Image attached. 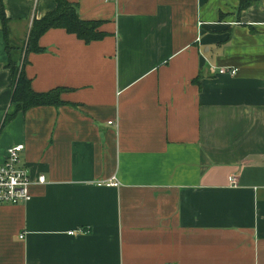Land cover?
<instances>
[{"label": "crops", "instance_id": "crops-1", "mask_svg": "<svg viewBox=\"0 0 264 264\" xmlns=\"http://www.w3.org/2000/svg\"><path fill=\"white\" fill-rule=\"evenodd\" d=\"M68 1L108 34H42L24 71L61 103L4 124L16 105L0 23V163L22 143L46 179L0 205V264H264V0ZM3 3L17 60L56 3Z\"/></svg>", "mask_w": 264, "mask_h": 264}, {"label": "trees", "instance_id": "trees-1", "mask_svg": "<svg viewBox=\"0 0 264 264\" xmlns=\"http://www.w3.org/2000/svg\"><path fill=\"white\" fill-rule=\"evenodd\" d=\"M54 1L56 3L55 8L49 10L40 19L34 18L32 20L26 40L20 51V53L23 52V55L15 60L12 57L11 47L7 43L8 19L5 15L3 0H0V23L6 38V46L9 54L6 66L10 68L13 77L10 103L16 105L15 112L6 114L2 124L11 119L16 114V111H25L34 106H54L61 103L59 96L64 91L63 88H53L45 92L35 91L32 88L31 80L26 76L24 71L28 53L39 52L41 50L38 45V40L42 34L52 28H62L68 33L75 34L86 43L100 40L108 34L100 29L104 21L80 19L76 11V3H71L68 0ZM257 1L239 0L238 10L245 9Z\"/></svg>", "mask_w": 264, "mask_h": 264}, {"label": "built area", "instance_id": "built-area-1", "mask_svg": "<svg viewBox=\"0 0 264 264\" xmlns=\"http://www.w3.org/2000/svg\"><path fill=\"white\" fill-rule=\"evenodd\" d=\"M236 68L220 67L218 74H237ZM111 124L112 121H109ZM25 149L24 144H14L6 149L5 159L0 163V205H20L27 203L32 195L30 187L35 184H43L46 179L44 175H39L36 180L31 177L29 169L23 162L22 153ZM231 184L235 185V178L231 179ZM118 186V181L110 183ZM72 232H70L71 234Z\"/></svg>", "mask_w": 264, "mask_h": 264}]
</instances>
